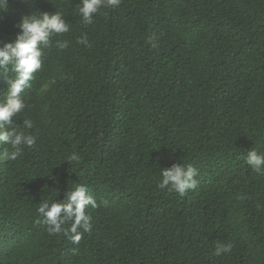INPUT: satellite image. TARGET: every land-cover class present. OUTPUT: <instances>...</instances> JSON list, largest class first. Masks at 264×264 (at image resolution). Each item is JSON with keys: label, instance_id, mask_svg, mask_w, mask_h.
I'll return each instance as SVG.
<instances>
[{"label": "trees", "instance_id": "16d2710c", "mask_svg": "<svg viewBox=\"0 0 264 264\" xmlns=\"http://www.w3.org/2000/svg\"><path fill=\"white\" fill-rule=\"evenodd\" d=\"M79 3L0 10V42L25 15L59 11L69 24L14 117L32 121L35 144L0 160V264H264V174L246 163L264 153V0H120L91 24ZM72 152L79 164L65 162ZM182 162L196 188L160 189V169ZM76 183L99 205L78 244L37 223L39 203ZM221 242L232 249L217 256Z\"/></svg>", "mask_w": 264, "mask_h": 264}, {"label": "clouds", "instance_id": "9594fccd", "mask_svg": "<svg viewBox=\"0 0 264 264\" xmlns=\"http://www.w3.org/2000/svg\"><path fill=\"white\" fill-rule=\"evenodd\" d=\"M119 3L120 0H80L78 14L85 24H91L94 14L101 7L118 6ZM6 5L7 0H0V10H4ZM17 27L20 31L13 42H0V74H3L7 85L6 91L0 92V145H7L0 151V160L7 161L17 160L24 147H31L36 142L35 137L24 130L33 127L32 121L25 119L21 128L14 122V117L26 107L21 94L29 86L33 73L41 68L43 49L54 35L69 32V24L59 11L25 15ZM56 43L60 49L68 46V41L58 40ZM77 43L89 45L87 36L79 37ZM65 162L68 165L73 162L79 164L81 157L72 152ZM246 163L257 174H264V153L253 148L246 155ZM197 174V169L191 164L173 163L171 167L160 169L162 179L158 187L183 196L188 190L196 188ZM89 206L96 208L99 205L84 184L76 183L63 200L45 199L39 203L37 212L42 219L37 223L47 225L49 234L63 232L78 244L82 237L80 229L85 232L91 229V217L85 212ZM231 249L230 243L221 242L215 249V255L220 256Z\"/></svg>", "mask_w": 264, "mask_h": 264}]
</instances>
